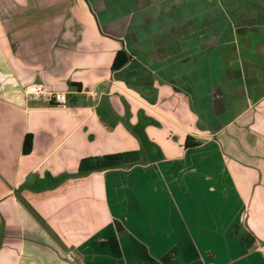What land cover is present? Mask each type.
I'll list each match as a JSON object with an SVG mask.
<instances>
[{
  "label": "crops",
  "instance_id": "1",
  "mask_svg": "<svg viewBox=\"0 0 264 264\" xmlns=\"http://www.w3.org/2000/svg\"><path fill=\"white\" fill-rule=\"evenodd\" d=\"M116 153L137 161L78 174ZM199 206L264 241V0H0V264H101L124 223V253L180 254Z\"/></svg>",
  "mask_w": 264,
  "mask_h": 264
},
{
  "label": "rangeland",
  "instance_id": "2",
  "mask_svg": "<svg viewBox=\"0 0 264 264\" xmlns=\"http://www.w3.org/2000/svg\"><path fill=\"white\" fill-rule=\"evenodd\" d=\"M214 164L215 166L212 172H210V170L206 167L198 168L200 173L198 174L197 179H199V183L207 181L209 185H212V181L215 182V199L217 202H219L221 195H223V188L227 189L225 193H228L229 191L226 182V185L224 184L223 175L221 174L220 161L218 158L215 159ZM208 177L212 180L210 181V179H207ZM185 181L186 176H183L182 182L185 183ZM206 187L207 186H199V188L202 190H206ZM185 190L186 189H184V191ZM202 190L199 192L201 193L199 196H202ZM192 193L194 196V189L190 193L191 197ZM203 198L204 199H199L198 202H207V197ZM177 200L185 201V195L182 197V199H179L178 197ZM183 209L185 213L188 211V209H190V207ZM154 210H157V213L158 210H160L161 215L164 216L162 214V207L151 209L152 212H154ZM198 210L199 214L197 215L196 219L193 220V224H196L195 222H197L199 227L197 238L195 240H184L180 254H178V252L174 253V244L173 246H170V244L173 242H176L177 244L178 239L176 241L173 239L168 241L169 244L167 245V248L164 249L165 252L161 254L136 255L124 253L126 250L124 248L125 246L123 247L122 242L125 243L127 241V226L124 223L121 226L122 229H120V235L124 232V236H121L119 239L121 244V247H118L119 253L114 252L111 254H104L103 260H100L101 264H264V241L261 240V242L259 240L255 250L247 251L236 241L228 237V227L230 224H233L231 220L233 221V219H236L234 221H238L237 217L234 218L235 214L233 211L235 210V207L231 208L232 212L231 215H229V219L231 220H227V218H215V223H212L210 222L211 220H209L211 219V211H214L215 214H217L218 211L221 210L220 207L210 208L207 206H199ZM122 215L123 213L120 214V216ZM120 219L121 221H124L125 216L121 217ZM186 220L189 219L186 218ZM213 226L215 227V231L206 230V227L213 228ZM98 261L99 259H95V261L92 260L91 262L92 264H100Z\"/></svg>",
  "mask_w": 264,
  "mask_h": 264
},
{
  "label": "trees",
  "instance_id": "3",
  "mask_svg": "<svg viewBox=\"0 0 264 264\" xmlns=\"http://www.w3.org/2000/svg\"><path fill=\"white\" fill-rule=\"evenodd\" d=\"M126 55L123 52H117L111 69L116 70L124 65L126 63ZM73 86L75 84H72ZM77 87V91L79 92L80 88ZM31 139V138H30ZM196 146V143H189L187 140L185 143V147H189L190 145ZM29 145V137L25 138L24 144H23V153H27L30 150ZM137 154L136 153H116V154H109V155H103L100 157H89L82 159L78 166V174L85 175L92 172L97 171H105L110 169H117L120 167L130 166L134 164L137 161ZM232 239L237 241L245 250L250 251L254 244H255V237L247 232L240 224H237L233 227L232 232Z\"/></svg>",
  "mask_w": 264,
  "mask_h": 264
},
{
  "label": "built area",
  "instance_id": "4",
  "mask_svg": "<svg viewBox=\"0 0 264 264\" xmlns=\"http://www.w3.org/2000/svg\"><path fill=\"white\" fill-rule=\"evenodd\" d=\"M26 98L30 100H36L45 102L47 104H54L64 106L68 102L67 95L64 92L49 91L40 84H33L25 89ZM91 98H96L97 94H88Z\"/></svg>",
  "mask_w": 264,
  "mask_h": 264
},
{
  "label": "water",
  "instance_id": "5",
  "mask_svg": "<svg viewBox=\"0 0 264 264\" xmlns=\"http://www.w3.org/2000/svg\"><path fill=\"white\" fill-rule=\"evenodd\" d=\"M36 217V216H35ZM37 218V217H36ZM37 220H38V218H37ZM39 221V220H38ZM40 222V221H39ZM41 223V222H40ZM42 224V223H41ZM43 225V224H42ZM44 226V225H43ZM45 228V227H44ZM46 229V228H45ZM47 230V229H46ZM48 231V230H47ZM49 232V231H48ZM49 234L54 238V240L55 241H57L59 244H60V242L55 238V236L51 233V232H49Z\"/></svg>",
  "mask_w": 264,
  "mask_h": 264
}]
</instances>
